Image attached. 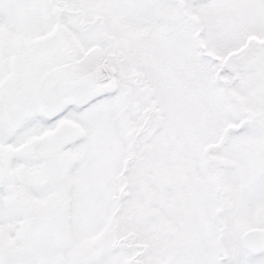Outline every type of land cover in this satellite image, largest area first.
<instances>
[{"label": "snow or ice", "instance_id": "obj_1", "mask_svg": "<svg viewBox=\"0 0 264 264\" xmlns=\"http://www.w3.org/2000/svg\"><path fill=\"white\" fill-rule=\"evenodd\" d=\"M0 264H264V0H0Z\"/></svg>", "mask_w": 264, "mask_h": 264}]
</instances>
